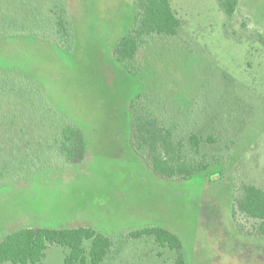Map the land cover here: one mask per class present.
Returning <instances> with one entry per match:
<instances>
[{
	"label": "rangeland",
	"instance_id": "1",
	"mask_svg": "<svg viewBox=\"0 0 264 264\" xmlns=\"http://www.w3.org/2000/svg\"><path fill=\"white\" fill-rule=\"evenodd\" d=\"M138 3L0 0V28L14 37L0 44V73L32 80L40 102L27 119L21 106L14 124L0 121V151L20 154L23 174L0 187V241L23 228L89 227L115 242L102 264H177L153 238L127 239L162 227L182 241L185 264H264V221L238 207L245 185L264 190V0H239L233 19L217 0H171L180 36L144 47L140 66L114 55ZM52 8L67 13L59 21L71 25L69 40L60 34L58 48L45 34L19 37L42 28ZM143 109L173 133L219 137V158L189 178L159 175L135 144ZM63 122L86 136L81 165L43 148ZM68 252L51 246L43 264H63Z\"/></svg>",
	"mask_w": 264,
	"mask_h": 264
},
{
	"label": "trees",
	"instance_id": "2",
	"mask_svg": "<svg viewBox=\"0 0 264 264\" xmlns=\"http://www.w3.org/2000/svg\"><path fill=\"white\" fill-rule=\"evenodd\" d=\"M217 1L228 18L236 17L239 0ZM49 12V15L43 18L45 25L42 28L19 29V37L45 34L58 48L60 34L64 40H69L71 25L65 19L60 18L59 21V15L63 14L67 18V13L59 11L58 8H52ZM182 28L183 23L172 9L171 0H139L135 26L118 41L114 55L121 62L131 61L140 66L144 47L158 40L178 37ZM11 38H14L11 29L3 22L0 28V44ZM4 72L0 73V107L6 103L7 111L0 115V121L4 120L9 126L18 120L21 106L26 111L22 119H27L30 109L35 108L37 111L40 102L33 98L38 96V91L30 87L29 82H33L32 80L24 79L25 76L18 71L5 69ZM135 123L134 135L137 138L135 144L142 150L152 169L161 176L189 178L197 174L201 168L207 167L217 158L216 156L219 158L220 151L216 148L219 137L204 134L203 129L197 131L191 128L190 131H180L176 134L168 129L164 119L161 120L148 111L138 116ZM63 124L61 132L58 124V133L51 143V139L48 142L45 140V144L41 142L43 148H54L53 151L61 156L65 166L81 165L87 155L86 136L80 128L65 122ZM228 144L227 149L233 145ZM8 149V146H5L0 151V187L14 184L23 176L16 170L15 163L22 156ZM207 149L213 151V157L208 158ZM149 150L153 152L151 157ZM31 160L35 158L31 156ZM238 207L241 213L249 218L264 221V190L253 184L245 185ZM140 238H153L162 247H168L178 254L177 264H185L182 241L171 231L162 227H147L132 231L127 236V239ZM86 242L89 243L88 248L85 247ZM114 245L112 238L89 227L23 228L9 233L0 241V264H43L47 250L51 246L69 250L63 264H102Z\"/></svg>",
	"mask_w": 264,
	"mask_h": 264
}]
</instances>
